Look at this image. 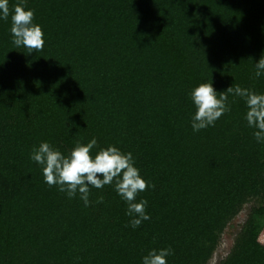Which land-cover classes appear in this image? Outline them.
<instances>
[{"label": "trees", "instance_id": "16d2710c", "mask_svg": "<svg viewBox=\"0 0 264 264\" xmlns=\"http://www.w3.org/2000/svg\"><path fill=\"white\" fill-rule=\"evenodd\" d=\"M20 2L0 19V264H143L161 248L167 264H206L250 200L216 264H264V143L232 94L230 111L194 132L190 96L202 82L264 94V0H24L44 33L32 53L12 43ZM93 137V156L131 152L148 183L140 226L115 181L89 186L86 207L30 159L41 142L67 155Z\"/></svg>", "mask_w": 264, "mask_h": 264}, {"label": "clouds", "instance_id": "9594fccd", "mask_svg": "<svg viewBox=\"0 0 264 264\" xmlns=\"http://www.w3.org/2000/svg\"><path fill=\"white\" fill-rule=\"evenodd\" d=\"M23 5L24 0H21L11 13L12 43L16 47L23 46L28 53L42 51V27L33 22L34 10L26 9ZM9 16V0H0V19L7 21ZM255 67L254 76L259 78L264 74V55ZM229 94L245 100L247 124L254 129L253 135L257 142L264 143V94H258L239 84L231 85L226 91L219 93L212 82L199 83L192 89L190 96L196 108L192 118L193 131L198 132L214 125L218 118L230 111ZM96 145L95 137L87 143L77 141L69 154L65 155L44 141L33 148L30 159L42 166L44 180L50 187L57 186L58 190L67 193L69 198L75 197L78 192L86 207L90 203L89 186L100 189L115 181V191L128 205L126 214L132 217L131 226H140L144 220L150 219V216L146 213L147 200L136 202V196L139 192L147 190L148 183L134 166L132 153H124L118 147L109 145L99 148L93 156L91 150ZM103 199L101 196L96 202L102 203ZM171 254L170 248L152 249L143 257V264H167L166 258Z\"/></svg>", "mask_w": 264, "mask_h": 264}, {"label": "rangeland", "instance_id": "374dc122", "mask_svg": "<svg viewBox=\"0 0 264 264\" xmlns=\"http://www.w3.org/2000/svg\"><path fill=\"white\" fill-rule=\"evenodd\" d=\"M251 205H255V202L250 200L247 203H244L231 220V224L225 227L224 230L219 234L217 245L206 264H216L219 259L225 256L232 245V239L237 227L243 221L247 213V208ZM259 224L261 225V228L258 233V239L262 244H264V216L259 219Z\"/></svg>", "mask_w": 264, "mask_h": 264}]
</instances>
